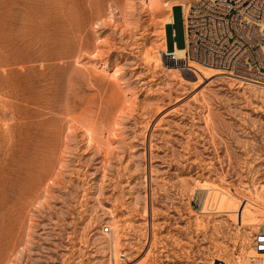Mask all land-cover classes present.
<instances>
[{"label":"rangeland","instance_id":"1","mask_svg":"<svg viewBox=\"0 0 264 264\" xmlns=\"http://www.w3.org/2000/svg\"><path fill=\"white\" fill-rule=\"evenodd\" d=\"M150 1L0 0V264H264V86Z\"/></svg>","mask_w":264,"mask_h":264},{"label":"built area","instance_id":"2","mask_svg":"<svg viewBox=\"0 0 264 264\" xmlns=\"http://www.w3.org/2000/svg\"><path fill=\"white\" fill-rule=\"evenodd\" d=\"M181 11L188 61L238 82H264V0H189ZM252 238L251 248L264 253L263 225Z\"/></svg>","mask_w":264,"mask_h":264},{"label":"bare ground","instance_id":"3","mask_svg":"<svg viewBox=\"0 0 264 264\" xmlns=\"http://www.w3.org/2000/svg\"><path fill=\"white\" fill-rule=\"evenodd\" d=\"M157 2H158V0H153V1H150V3H149V5L151 6L152 4L154 5V4H157ZM144 4H145V1L143 2ZM149 6V7H150ZM183 7H185L186 6V4H183L182 5ZM173 15L171 14V15H169V17H168V19L166 20V22H167V24H169V25H171L172 24V22H173ZM184 43H185V39H184ZM97 49V48H96ZM96 49H95V51H96ZM187 45H186V43H185V47H181V46H177L176 48H175V50H174V52H172V53H170V54H172L173 55V58H171V59H173L174 60V63H175V65H178V64H180L181 65V62L182 63H184L183 64V66L184 67H187L186 69H190V68H193L196 72V74H201V75H204V73H203V69L202 68H206V67H208V68H212V70H216L214 73H211V74H213V75H223V74H227L224 70H220V69H217V68H214V67H210V66H203V65H201V64H199V63H197V62H195V61H192V60H190V61H188L187 60V58L185 57V54H186V52H187ZM85 52V51H84ZM180 61V62H179ZM202 67V68H201ZM194 72V71H193ZM203 73V74H202ZM198 76V75H197ZM205 76V75H204ZM207 78V77H206ZM200 80V79H199ZM248 84H250V83H248ZM254 83H252V85H253ZM256 84H258V85H260V86H264V82H262V83H256L255 82V85ZM94 126V125H93ZM111 126V125H110ZM111 130V129H110ZM109 133V132H108ZM210 188H213V187H210ZM210 188H207V189H210ZM215 189V188H214ZM212 190V189H211ZM216 190V189H215ZM227 192V191H226ZM227 194H229V193H227ZM227 196V195H226ZM230 196V195H229ZM232 196V195H231ZM230 196V197H231ZM219 197V196H218ZM233 197V196H232ZM231 197V198H232ZM219 199V198H218ZM214 200V199H213ZM207 201V200H206ZM209 204V203H208ZM224 204V206H225V208L227 207H229L227 204H229V205H232L233 204V201L232 200H227L226 199V202L225 203H223ZM222 204V205H223ZM248 201H244L241 205H237V206H235V208L237 207V210L236 211H238V216L240 217V216H242L243 215V213L245 212V210L249 207L248 206ZM216 205V204H215ZM221 205V206H222ZM234 206V205H233ZM223 207V206H222ZM232 207V206H231ZM210 208V207H209ZM205 209V208H204ZM239 209V210H238ZM210 210H211V208H210ZM234 210V209H233ZM207 211V210H206ZM227 211H229L228 209H227ZM208 212V211H207ZM261 214V213H260ZM242 218H243V216H242ZM260 219V218H259ZM256 222L257 221H255V219H251V224H256ZM264 226V225H263ZM109 230V229H108ZM254 250V249H253ZM255 252V254L257 255V258H261L263 255H264V253H257L256 251H254ZM119 255V254H118Z\"/></svg>","mask_w":264,"mask_h":264},{"label":"crops","instance_id":"4","mask_svg":"<svg viewBox=\"0 0 264 264\" xmlns=\"http://www.w3.org/2000/svg\"><path fill=\"white\" fill-rule=\"evenodd\" d=\"M173 10H174V9H173ZM173 10H172V11H173ZM173 16H174V11H173Z\"/></svg>","mask_w":264,"mask_h":264}]
</instances>
